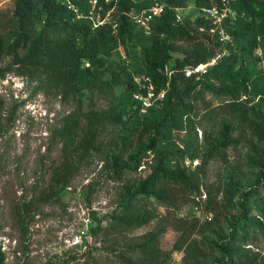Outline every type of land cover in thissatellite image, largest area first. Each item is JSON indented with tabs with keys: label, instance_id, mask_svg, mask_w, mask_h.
Here are the masks:
<instances>
[{
	"label": "trees",
	"instance_id": "1",
	"mask_svg": "<svg viewBox=\"0 0 264 264\" xmlns=\"http://www.w3.org/2000/svg\"><path fill=\"white\" fill-rule=\"evenodd\" d=\"M68 1L86 13L87 0ZM160 1L166 7L146 35L125 13L129 0H117L115 31L110 24L93 28L60 0H14L10 28L0 33V57H10L0 66V80L9 72L26 76L38 82L37 89L55 92L73 104L55 129L62 154L51 171L48 190L68 186L89 156L101 155L105 174L113 179L137 171L146 162L149 173L124 188L118 213L106 219L112 227L132 231L158 218L160 223L171 222L180 234L166 252L158 246V232H148L129 247L141 262L167 264L171 253L179 251V264H207L211 257L215 259L210 264H264L258 251L246 247L250 237L264 238V58L256 54L264 50V0L231 1L235 17L221 22L227 25L229 40L222 39L221 23L205 15L175 22L174 8L185 7L187 0ZM151 2L141 0L136 7L145 8ZM195 4L220 7L221 0H195ZM211 31L215 43L210 45L207 34ZM119 47L135 68L114 58ZM177 48L182 55L173 57ZM214 58L215 63L203 72L194 71ZM187 70H191L188 75ZM136 73L147 75L152 84L151 104L143 110L134 98L135 93L146 92L133 79ZM161 91L162 97L157 98ZM206 93L227 101L228 116L221 117L218 129L205 134L204 151L187 153L177 146L174 134L194 128L197 102ZM93 96L106 105L85 110L83 101ZM108 130L113 135L106 140ZM242 140H247L245 164L255 170V185L245 190L232 170L225 171L222 199H211L208 191L205 202V213L219 208L225 216L231 211L227 231L215 219L200 222L193 215L186 221L156 211V206L176 210L187 197L197 207L202 195L198 168L212 158L225 159L226 150ZM188 157L201 159L197 168L185 165ZM179 190L183 194L187 190L186 197H178ZM28 205L24 202L17 208L18 219H24Z\"/></svg>",
	"mask_w": 264,
	"mask_h": 264
},
{
	"label": "rangeland",
	"instance_id": "2",
	"mask_svg": "<svg viewBox=\"0 0 264 264\" xmlns=\"http://www.w3.org/2000/svg\"><path fill=\"white\" fill-rule=\"evenodd\" d=\"M228 1L232 9L233 0ZM195 5V0L186 1L181 11L182 19L198 14ZM13 8L14 0H0V33L10 28L8 19ZM226 27L222 23L219 27L223 40L230 39ZM211 33L207 34L210 45L215 43ZM176 45L183 46L181 42ZM215 53L220 54L217 45ZM256 54L264 58V50L258 49ZM181 55L179 48L173 52V57ZM113 56L128 64L130 69L135 68L121 47ZM9 61V56L0 57V66ZM171 64L172 61L167 69ZM37 84L36 80L13 72L0 80V264H145L130 253L129 247L139 243L151 231L159 234L158 246L163 251H170L180 234L171 222L160 223L157 218L143 227L126 231L112 227L106 219L109 214L118 213L124 188L149 173L145 161L137 171L113 179L105 174L107 169L101 155L89 156L79 164L68 186L48 190L51 171L60 162L62 154L55 129L61 125L62 117L72 111L73 104L62 100L55 92L37 89ZM202 96V101L197 102L194 128L174 134L177 146L187 153L204 151L205 134L218 129L221 117L228 116L226 100L209 93ZM105 105V101L97 96L83 101L85 110ZM112 135L113 132L108 130L105 139ZM246 141L228 148L225 159L215 157L198 168L202 195L197 207L187 197L186 203L178 202L176 210L154 205L156 211L161 216L186 221H190L193 215L200 222L205 218L215 219L227 231L231 211L225 216L219 208L205 213L207 192L211 199L221 200L224 195L223 173L231 170L243 189L249 190L255 185V170L245 164ZM200 160L188 157L184 163L193 169ZM179 191L178 197H181L179 195L183 192ZM183 191L186 197L188 191ZM24 202L29 205L23 214L24 219L19 220L17 208ZM250 241L246 247L258 251L264 261V238L254 236ZM181 257V252L173 251L167 264H179ZM214 259L208 258L206 263L210 264Z\"/></svg>",
	"mask_w": 264,
	"mask_h": 264
},
{
	"label": "built area",
	"instance_id": "3",
	"mask_svg": "<svg viewBox=\"0 0 264 264\" xmlns=\"http://www.w3.org/2000/svg\"><path fill=\"white\" fill-rule=\"evenodd\" d=\"M131 2V6L125 13L128 15L129 19L136 24L138 27L142 29V31L149 35L152 33L151 22L155 19L156 16L160 15V13L165 9L166 4L160 0H152L151 4L148 7L138 9L136 5L140 3L141 0H129ZM68 8H71L75 11L77 18H85L87 19L93 28H98L104 26L106 24H110L113 31L117 28V20L115 17L117 0H87L88 9L86 13L79 12L73 4H71L68 0H65ZM113 3L110 7H105V4ZM228 0H221V6L217 7L215 5L211 6H199L195 7L197 9L198 14L205 15L209 18L213 19V22L219 25L225 16H232L235 13L228 5ZM190 6V5H189ZM184 7H175L174 8V20L175 22L182 21L181 11ZM233 17V18H234ZM215 61L208 62L205 65H199L194 68V71L203 72L207 65L213 64ZM191 70H187L186 74H190ZM133 79L138 84V86L142 89H145L144 92H137L134 94V98L141 103L142 110L151 104V100L153 98L152 84L150 79L144 73H136L133 76ZM163 91H161L157 98L162 97Z\"/></svg>",
	"mask_w": 264,
	"mask_h": 264
}]
</instances>
